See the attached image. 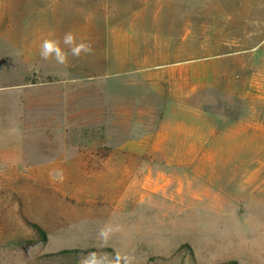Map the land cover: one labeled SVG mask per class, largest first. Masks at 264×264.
Masks as SVG:
<instances>
[{
    "label": "rangeland",
    "instance_id": "1",
    "mask_svg": "<svg viewBox=\"0 0 264 264\" xmlns=\"http://www.w3.org/2000/svg\"><path fill=\"white\" fill-rule=\"evenodd\" d=\"M91 252L264 264V0H0V264Z\"/></svg>",
    "mask_w": 264,
    "mask_h": 264
},
{
    "label": "clouds",
    "instance_id": "2",
    "mask_svg": "<svg viewBox=\"0 0 264 264\" xmlns=\"http://www.w3.org/2000/svg\"><path fill=\"white\" fill-rule=\"evenodd\" d=\"M67 48L65 51V47ZM92 52V47L89 43L84 41H77L75 34L71 31L66 32L62 39L57 38H45L40 44V57L47 61L54 59L59 65H67L69 62V56L79 58L82 54L87 55ZM112 232V226L105 223L100 228L98 235L102 238H106ZM120 257H116L115 261L110 260L107 256H100L95 252L88 253L83 257L81 264H119Z\"/></svg>",
    "mask_w": 264,
    "mask_h": 264
},
{
    "label": "trees",
    "instance_id": "3",
    "mask_svg": "<svg viewBox=\"0 0 264 264\" xmlns=\"http://www.w3.org/2000/svg\"><path fill=\"white\" fill-rule=\"evenodd\" d=\"M27 224L29 226H31V228H33L34 231H36V233H37V235H38V237H39V239L41 241L46 242L48 240L47 233L41 226H39L38 224H35V223H31L29 221H27ZM82 252L83 251H81V250L74 249V250H63L59 254H62V255H65V254H80ZM226 264H237V262L232 261V262H229V263H226Z\"/></svg>",
    "mask_w": 264,
    "mask_h": 264
}]
</instances>
